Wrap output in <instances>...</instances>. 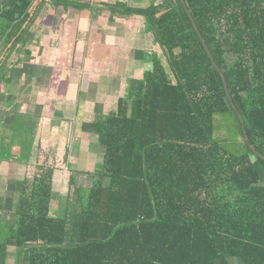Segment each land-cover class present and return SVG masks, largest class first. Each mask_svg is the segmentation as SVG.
I'll list each match as a JSON object with an SVG mask.
<instances>
[{
    "label": "trees",
    "instance_id": "trees-1",
    "mask_svg": "<svg viewBox=\"0 0 264 264\" xmlns=\"http://www.w3.org/2000/svg\"><path fill=\"white\" fill-rule=\"evenodd\" d=\"M185 1L264 156V0ZM45 4L0 0V58ZM126 13L144 17L166 63L156 54L131 96L84 123L103 159L63 215L51 212L53 169L24 181L13 223L0 218V264L10 246L19 264H264V159L181 0ZM228 130L243 151L225 146Z\"/></svg>",
    "mask_w": 264,
    "mask_h": 264
},
{
    "label": "crops",
    "instance_id": "crops-1",
    "mask_svg": "<svg viewBox=\"0 0 264 264\" xmlns=\"http://www.w3.org/2000/svg\"><path fill=\"white\" fill-rule=\"evenodd\" d=\"M158 2L46 0L26 33L23 54L0 73V108L9 106L0 116V135L10 136L14 132L7 130L22 123L39 142L58 149L44 156L54 165L52 202L61 197L55 184L65 167L63 160L68 162L65 169L72 172L95 170L93 132L83 125L100 120L88 118L87 113L98 111L105 116L115 111L119 97L131 95L122 90L147 55L146 47L155 45L145 30L144 17L127 15V7Z\"/></svg>",
    "mask_w": 264,
    "mask_h": 264
},
{
    "label": "rangeland",
    "instance_id": "rangeland-1",
    "mask_svg": "<svg viewBox=\"0 0 264 264\" xmlns=\"http://www.w3.org/2000/svg\"><path fill=\"white\" fill-rule=\"evenodd\" d=\"M150 44L149 46H147L146 44L147 55L144 56L145 58H143V61L139 63V66L137 67L138 71H134L135 73L133 72V74L130 75L132 80H128V83L126 82L124 90H122L126 93L127 96L129 93L131 94V92L137 87L139 79L141 78V74H143L142 71L152 68L153 58L155 54L161 56V58L166 63L165 57L160 47L157 44L151 47ZM3 45L4 38L0 37V50L3 48ZM23 47L24 45L22 44L18 45L17 47H15V49L12 50L8 58L0 59V73L4 72L6 66L9 64V62H11L10 60H14L16 59V57H21L20 55L23 54ZM227 58L229 62H232L234 60V57L231 54H227ZM3 105L4 106L0 108V116L5 115V111H8L9 108L7 104ZM105 111L106 113L109 112V110ZM97 112L98 111L87 113L88 118L93 119L94 121L101 120L104 116L103 114H101V112H99V114ZM23 128L26 127L24 126V124L22 126V123H20L17 126V129L7 130L8 133L14 132L13 134L10 133V136L6 137V133H4L3 136L0 135V218L3 224L8 225H11L15 219L14 207L24 181L26 179L32 180L33 177L41 171L40 169H42V167H45L44 165H47L46 168H51V166H54L52 164V161L44 160V156L49 151H53L56 149H54V147L46 145L44 141L39 142L36 138L30 135L31 133L28 128L26 130H24ZM22 130L24 131L20 132ZM230 131L231 130H228L227 135L225 136V146L234 152L243 151L245 149L244 144L237 139V134L234 130H232L233 132ZM40 134L41 133L38 132V135ZM14 138H16L15 141L12 140ZM90 139H93L90 146L93 148V156L95 158L96 167H98L100 165V160L102 158L104 148L103 145L98 142V139L94 133L91 134ZM67 145L66 146L69 149L71 145ZM56 151H58V149ZM97 160L99 163H97ZM63 161L60 162H63V165H65L66 167L68 162H66L65 160ZM65 167L62 166V170L58 172L59 176L57 178L55 188L57 193H59L61 197L59 201L58 198H55L52 202L51 212L53 214L63 215L65 213V201L67 198L66 195L68 193L71 194L70 197L73 200L76 197V186L79 188H84V192H86V189L93 182V171L85 169L82 172H72L74 171L72 170V168L65 169ZM88 168H90V166ZM72 176L75 182L74 187L70 183V178ZM108 180L109 179H106L105 182H107ZM74 202L75 201H72L73 205ZM76 208H79L78 202H76ZM231 263L234 264V262ZM7 264H19V252L17 247H9Z\"/></svg>",
    "mask_w": 264,
    "mask_h": 264
},
{
    "label": "water",
    "instance_id": "water-1",
    "mask_svg": "<svg viewBox=\"0 0 264 264\" xmlns=\"http://www.w3.org/2000/svg\"><path fill=\"white\" fill-rule=\"evenodd\" d=\"M181 2H182V4H183L185 10L187 11V13H188V15H189V17H190V19H191V21H192V23H193L195 29H196V32H197V34L199 35V37H200V39H201V41H202V43H203L205 49L207 50V52H208V54H209V56H210L211 61L213 62L214 66L216 67V69L218 70L219 74H220L221 77H222V80H223V83H224V87H225V90H226V93H227L228 99H229V101L231 102L233 108L236 110V112H237V114H238V116H239V118H240V120H241V123H242V126H243V130H244L245 140H246L247 144L249 145V147L251 148V150L253 151V153H255V155H257V156L261 157L262 159H264V156L261 155L260 153H258V152H257V151L251 146L250 141H249V137H248V134H247V131H246V127H245L244 119H243V117H242L240 111L238 110L237 106H236V105L234 104V102H233L232 96H231L230 91H229V88H228V84H227L226 77H225V75H224L222 69H221V68L219 67V65L216 63V61H215V59H214V57H213V55H212V53H211V51H210V48H209L208 44L206 43V40H205L204 37L202 36V34H201V32H200V30H199V28H198V26H197V24H196V22H195V20H194V17L192 16V14H191V12H190V10H189L187 4H186V1H185V0H181Z\"/></svg>",
    "mask_w": 264,
    "mask_h": 264
}]
</instances>
